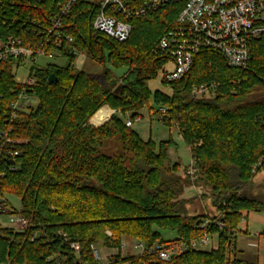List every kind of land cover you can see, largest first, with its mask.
Returning <instances> with one entry per match:
<instances>
[{
  "label": "trees",
  "instance_id": "obj_1",
  "mask_svg": "<svg viewBox=\"0 0 264 264\" xmlns=\"http://www.w3.org/2000/svg\"><path fill=\"white\" fill-rule=\"evenodd\" d=\"M64 1L0 0V14L13 25L8 30L0 22V33H31V19L45 26ZM181 8V3H168L132 17L130 36L118 41L94 28L97 2L75 3L63 29L74 36L80 53L110 67L92 74L77 68L78 56L67 54L64 66L32 69L38 104L10 125L4 113L15 96L9 91L20 84L14 62H0V127L11 128L10 137L24 141L14 145L18 154L11 158L6 156L11 145L0 143V194L19 196V212L28 220L24 230L0 225V264H100L92 245L119 249L124 237L143 242L145 250L126 259L119 254L117 264H260L239 255L236 239L245 212L264 209L262 200L239 193L264 170V159L258 165L264 158V39L253 41L246 68L231 66L218 51L203 49L182 78L169 81L163 76L170 93L152 92L150 80L161 70L165 74L171 62L156 47ZM123 68L132 75L118 90L116 77H121L115 70ZM53 73L56 83L49 82ZM202 84L208 90L195 96V86ZM258 91L263 95L253 99ZM151 97L160 120L176 126L191 146L198 183L209 188L221 211L208 226L189 214L188 200L181 198L192 184L186 168L181 173L180 164H165L173 140L158 147L127 125L129 111L133 122L145 106L153 110ZM106 103L116 112L96 126L102 122L90 119ZM115 137L121 150L107 154L105 142ZM167 230L176 231L177 237L165 239ZM205 233L217 237L210 250L192 249L169 260L148 252L156 244L190 241ZM76 242L79 252L71 247Z\"/></svg>",
  "mask_w": 264,
  "mask_h": 264
},
{
  "label": "built area",
  "instance_id": "obj_2",
  "mask_svg": "<svg viewBox=\"0 0 264 264\" xmlns=\"http://www.w3.org/2000/svg\"><path fill=\"white\" fill-rule=\"evenodd\" d=\"M78 1L97 2L99 13L95 17L94 28L118 41H125L130 36L133 25L129 20L132 17L145 16L168 3H181L182 8L172 27L160 38L156 47V51L167 56L174 65L173 70L165 72V77L169 81L186 75L194 65L195 56L203 49L218 51L229 65L246 68L252 59L253 41L264 39V0H65L59 5L58 14L52 16L45 26L40 21L29 19L35 27L31 33L25 35L23 32L6 35L0 33V62L13 61L14 71L20 66L31 63L27 81L20 83L16 80L20 87L10 88L9 92L15 98L4 113L5 122L9 125L17 120L21 112L29 111L38 104V97L33 89L36 78L32 75V69L39 68L38 58L50 54L78 56L80 53L74 45V36L63 29L64 19ZM3 16L5 17L4 14H0V22L10 30L13 25ZM25 26L26 24L23 23L22 29H26ZM28 34L33 36L26 39ZM207 90V85L202 84L195 86L193 92L195 96H200ZM162 111L165 109L162 108ZM115 112L116 110H113L112 114ZM132 124L131 119L127 121L128 126ZM11 132V128L6 130L0 127V143L11 145V149L6 151L8 158L18 154L13 149L14 145L24 142L10 137ZM263 159L259 161V166ZM197 173L198 168L192 161L187 174L196 176ZM0 196L4 197L2 194ZM8 205L7 199L1 200L0 213L14 216L15 230L27 228L28 220L19 210L9 208ZM216 221L206 219L201 226H208ZM107 233L111 235L110 231ZM210 241H212L211 235L205 233L190 241L173 242L164 247L154 246L149 248L148 252L157 254L162 260H169L174 255L192 249H202ZM71 247L77 252L80 251L78 242L72 243ZM92 250L100 264H117L113 255L107 257L96 244L92 245Z\"/></svg>",
  "mask_w": 264,
  "mask_h": 264
},
{
  "label": "rangeland",
  "instance_id": "obj_3",
  "mask_svg": "<svg viewBox=\"0 0 264 264\" xmlns=\"http://www.w3.org/2000/svg\"><path fill=\"white\" fill-rule=\"evenodd\" d=\"M68 62V58L63 55L59 54H50L47 56H40L37 60V66L39 68H45L49 64L51 65H59L64 66ZM75 65L77 68L87 71L92 74H102L104 72L105 67H110L109 64H106L104 67L101 63L94 61L90 59L85 54H78L77 60ZM31 67V63H28L24 66H20L18 69H15V75L16 80L18 82H26L29 74V70ZM174 65L172 62L167 64L165 67L166 70L171 71L173 70ZM126 69H120L115 70V74L121 78L116 77V80L118 81V90L121 89V86L125 83V77L127 74L125 73ZM163 70L159 71L158 76L149 82V86L154 92L157 89H160L164 92L170 93V88L162 83V78L164 76ZM263 95L261 91L255 92L251 97L253 99ZM108 106V108L113 109L109 103L105 104ZM104 105V106H105ZM150 105L153 107V110L151 111L148 106H145L143 109L139 111L140 117L139 119L133 120V124L131 125V128L135 130L140 137L145 140H152L156 145L159 147L162 142L169 141L172 139V144L168 146L167 148V157L165 159V164L167 166H173L174 164H180V170L181 173L183 169L186 168L188 170L189 166L191 165L192 161L195 162L194 159L191 157V146H188L185 142L183 136L181 135V132L176 126H169L163 123L160 120V117L155 111L159 110V106L154 103L153 97H151ZM103 107V106H102ZM101 107V108H102ZM100 108V109H101ZM99 109V110H100ZM99 110L96 112L98 113ZM96 113L94 115H96ZM133 114V111H129L126 114L125 120L126 122L131 119V116ZM111 117L100 123V124H94V125H101L109 121ZM91 123V122H90ZM93 124V123H92ZM104 152L107 154L113 155L116 152H119L121 150L120 145V139L119 137H115L112 139H108L105 142V145L103 147ZM196 163V162H195ZM196 166V165H195ZM197 167V166H196ZM199 173V172H198ZM196 174V176H190L192 179V184L189 185V187H186L183 194L181 195V198H184L188 200L187 209L189 214L196 215L199 218L206 220V219H212V217H219L221 211L218 209L217 206H215V203L213 201V195L210 192L208 187H205L204 184L198 183L199 181V174ZM183 176V175H182ZM202 185V186H201ZM240 194H245L247 196L260 199L264 202V170L258 172L253 180L247 185L240 189ZM7 199L9 201V208H14L17 210L22 209V203L21 198L15 194L7 193L2 196H0V201L3 199ZM258 214H260L261 211H257ZM247 218L241 221V227L240 231L238 232L237 236V244H238V251L239 255L243 258L258 262L260 264H264V253H261V256L258 259L256 249L248 247L249 244H251V240H253L254 234H257L259 237V234L264 233V209H262V220L260 221H254L253 219H250V232L252 233L251 236L246 234V228H247V222L249 221L248 213ZM14 216L12 214H3L0 213V225L4 228H14L15 224L13 223ZM163 237L165 239L172 240L175 237H177L176 231H164ZM252 238V239H251ZM257 239V237L255 238ZM121 243V247L118 248H112L109 249L107 247L102 246L101 244H97V248H99L101 251H103L104 254H106L107 257L113 255L114 257H117L120 254L121 259H126L128 256L132 255H138L143 252V245L144 243L141 241H138L135 238H127L124 237ZM262 242H264V238L262 237ZM125 245L123 246V244ZM217 245V237H213L212 241L207 243L205 246L202 247V249L210 250L213 246ZM156 246H166L165 244H156Z\"/></svg>",
  "mask_w": 264,
  "mask_h": 264
},
{
  "label": "crops",
  "instance_id": "obj_4",
  "mask_svg": "<svg viewBox=\"0 0 264 264\" xmlns=\"http://www.w3.org/2000/svg\"><path fill=\"white\" fill-rule=\"evenodd\" d=\"M259 211H261L260 214H258L257 211H251L248 213L249 221L246 224L247 225L246 234H248L249 236L252 235V233L250 232V226H251L250 225V219H253L254 221L262 220V209ZM240 227H241V224H240ZM254 237L255 238L257 237V239L254 238L253 240H251V244H249L248 247L256 249V253H257V256L259 259V257L261 256V253H264V242L261 241L262 237L264 238V233L259 234V237L257 234H254ZM237 238H238V236H237ZM236 247L238 248L237 239H236ZM242 256H243V254H242Z\"/></svg>",
  "mask_w": 264,
  "mask_h": 264
},
{
  "label": "bare ground",
  "instance_id": "obj_5",
  "mask_svg": "<svg viewBox=\"0 0 264 264\" xmlns=\"http://www.w3.org/2000/svg\"><path fill=\"white\" fill-rule=\"evenodd\" d=\"M112 113V109L108 108V106H103L98 113L94 117H92L91 121L93 122H103L107 119V117Z\"/></svg>",
  "mask_w": 264,
  "mask_h": 264
},
{
  "label": "water",
  "instance_id": "obj_6",
  "mask_svg": "<svg viewBox=\"0 0 264 264\" xmlns=\"http://www.w3.org/2000/svg\"><path fill=\"white\" fill-rule=\"evenodd\" d=\"M49 82L50 83H56L57 82V76L53 73V74H50L49 76ZM12 165H15V161H11L10 162Z\"/></svg>",
  "mask_w": 264,
  "mask_h": 264
}]
</instances>
